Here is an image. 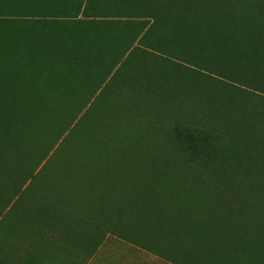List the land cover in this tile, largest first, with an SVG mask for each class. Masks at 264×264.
<instances>
[{
	"label": "rangeland",
	"instance_id": "rangeland-1",
	"mask_svg": "<svg viewBox=\"0 0 264 264\" xmlns=\"http://www.w3.org/2000/svg\"><path fill=\"white\" fill-rule=\"evenodd\" d=\"M255 195L264 0H0V264H213L185 206L227 248Z\"/></svg>",
	"mask_w": 264,
	"mask_h": 264
},
{
	"label": "trees",
	"instance_id": "trees-1",
	"mask_svg": "<svg viewBox=\"0 0 264 264\" xmlns=\"http://www.w3.org/2000/svg\"><path fill=\"white\" fill-rule=\"evenodd\" d=\"M176 6V5H175ZM77 59V60H74ZM74 61H82L83 59L74 58ZM165 164H168L167 162ZM169 169V164L167 167V170ZM170 176H168V179ZM217 184L221 187L223 184L220 182V180H216ZM219 181V182H218ZM166 185H162V189L160 191L165 192L169 195H175V194H187L188 192L195 194V196H199L198 201H201L203 198L207 199L205 195H201V188L199 186H194L193 184H188L185 182H172L167 183ZM164 185V186H163ZM159 195L161 193L159 192ZM183 195L181 197H178L176 204H179L184 198ZM200 196H202L200 198ZM256 195L253 197V199L250 201V204L248 206L247 214L250 215L249 218L241 220L239 224L236 225V229L233 232V239L235 243L232 242L230 239L229 246L227 248H219L218 247V240L214 237H212L210 234H205L203 232V225L201 218L194 222V214L192 213L191 208L188 207V205L185 206L184 210L186 213L185 219L188 218V221H191L195 224V229L193 230H187L179 229L177 230V233H180L181 238L185 237L190 240L196 241L198 244H194L197 246L201 251V245L207 250V252L204 253L206 258L210 261H213V264H238L239 260L243 259L248 262V264H264V206L262 204L261 200H254ZM259 198H262V194ZM264 198V197H263ZM226 200L223 199V201ZM231 200H235L236 202L229 206L227 204V201L221 202L222 210H226L227 212L232 213V215H237V213L240 211V209L243 207L244 203H242V200H237L236 198H233ZM207 201V200H206ZM209 202V201H207ZM210 203V202H209ZM260 204V205H259ZM229 206V207H228ZM255 206V207H254ZM263 206L262 210H257L256 207ZM251 208H253V213H251ZM262 213V215H261ZM263 217V218H262ZM262 218V219H261ZM169 221V220H166ZM173 221V220H170ZM169 221V222H170ZM216 222V220H215ZM261 222V223H260ZM197 223V224H196ZM256 227H259L260 232L252 239L249 238V234L254 230ZM252 229V230H251ZM184 238V239H185ZM246 245H243V244ZM213 248L211 249L210 246ZM217 246L218 250H215L214 247ZM260 251V252H259Z\"/></svg>",
	"mask_w": 264,
	"mask_h": 264
},
{
	"label": "bare ground",
	"instance_id": "bare-ground-1",
	"mask_svg": "<svg viewBox=\"0 0 264 264\" xmlns=\"http://www.w3.org/2000/svg\"><path fill=\"white\" fill-rule=\"evenodd\" d=\"M243 203V202H242ZM260 205V204H259ZM255 207V206H254ZM262 209H263V207H262ZM258 210V209H257ZM247 212H249V211H247ZM251 215V214H250ZM261 215H262V213H261ZM264 215V214H263ZM263 218V217H262ZM261 218V219H262ZM261 223V222H260ZM252 230V229H251ZM260 232V229H259V227H256L254 230H252V232L249 234V238L250 239H252V238H254L258 233Z\"/></svg>",
	"mask_w": 264,
	"mask_h": 264
}]
</instances>
